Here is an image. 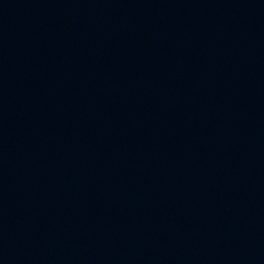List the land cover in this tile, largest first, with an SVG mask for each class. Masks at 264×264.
I'll return each instance as SVG.
<instances>
[{
	"label": "water",
	"instance_id": "water-1",
	"mask_svg": "<svg viewBox=\"0 0 264 264\" xmlns=\"http://www.w3.org/2000/svg\"><path fill=\"white\" fill-rule=\"evenodd\" d=\"M237 0H0V264H34Z\"/></svg>",
	"mask_w": 264,
	"mask_h": 264
}]
</instances>
